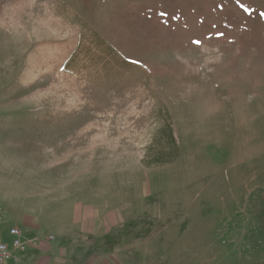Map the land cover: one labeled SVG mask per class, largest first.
Segmentation results:
<instances>
[{"label": "rangeland", "instance_id": "rangeland-1", "mask_svg": "<svg viewBox=\"0 0 264 264\" xmlns=\"http://www.w3.org/2000/svg\"><path fill=\"white\" fill-rule=\"evenodd\" d=\"M0 210L48 264H264V0H0Z\"/></svg>", "mask_w": 264, "mask_h": 264}, {"label": "crops", "instance_id": "crops-1", "mask_svg": "<svg viewBox=\"0 0 264 264\" xmlns=\"http://www.w3.org/2000/svg\"><path fill=\"white\" fill-rule=\"evenodd\" d=\"M16 211H21V210L17 209ZM0 212H1V210H0ZM4 216H5V223L3 225H0V231L2 232L3 238L6 242L11 243L12 238L9 236V230L12 227H17L16 225H21L23 227V228L20 227L19 229L22 230L24 237L26 239L30 238V222L27 223L26 222L27 220L21 221L20 219H18L17 216L12 215V214L9 218H7V216L5 214H4ZM15 223H16V225H15ZM61 228H64V227H61ZM66 232H67L66 230H63L60 234L64 238L67 236L73 235V234L69 235ZM44 246L47 249L46 252H44L45 249L39 250L38 248H36V249H30L29 248L26 253L21 255V262L20 263L10 262V263H6V264H48L52 259H54L55 262H57L58 261L57 252H58V250L60 252L62 251L61 246H59L57 248H53L50 245V242L48 240L45 241ZM50 247H51V249H49ZM48 250H50V251H48ZM52 250L54 252H51ZM59 254L61 255V253H59ZM49 255H51L52 257L51 258L49 257L47 263H45L44 261L46 260V257H48ZM53 256H54V258H53ZM55 264H58V263H55Z\"/></svg>", "mask_w": 264, "mask_h": 264}, {"label": "built area", "instance_id": "built-area-1", "mask_svg": "<svg viewBox=\"0 0 264 264\" xmlns=\"http://www.w3.org/2000/svg\"><path fill=\"white\" fill-rule=\"evenodd\" d=\"M5 223L4 214L0 213V225ZM9 236L12 238L11 243L4 240L2 232L0 231V264L10 262H21V255L26 253L29 249V243L24 237L22 230L18 227H12L9 230Z\"/></svg>", "mask_w": 264, "mask_h": 264}, {"label": "trees", "instance_id": "trees-1", "mask_svg": "<svg viewBox=\"0 0 264 264\" xmlns=\"http://www.w3.org/2000/svg\"><path fill=\"white\" fill-rule=\"evenodd\" d=\"M73 23V24H72ZM72 25L78 26L81 29V35L83 37H91L93 39H95V41L98 43V45L102 48V46H105L107 44L106 40L104 37H102L100 35V33L94 29L93 27H91L89 24H87L85 21H83L80 17H77L73 19L72 21ZM89 43H86L85 47L87 49H91L92 47L89 46ZM117 50L114 47H110L107 50V55H110L111 57H113V53H115ZM117 55V54H115ZM74 58H76V55L74 56ZM169 141L171 143H175V137L173 132L170 130V135H168ZM157 157V155H155ZM157 160V158H155Z\"/></svg>", "mask_w": 264, "mask_h": 264}]
</instances>
